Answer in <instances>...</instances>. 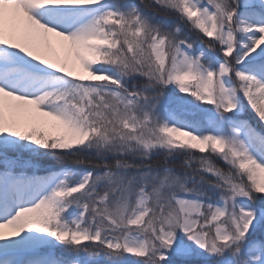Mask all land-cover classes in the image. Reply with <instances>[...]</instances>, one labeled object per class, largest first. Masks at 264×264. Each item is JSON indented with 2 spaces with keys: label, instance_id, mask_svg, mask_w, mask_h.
Returning <instances> with one entry per match:
<instances>
[{
  "label": "snow or ice",
  "instance_id": "snow-or-ice-1",
  "mask_svg": "<svg viewBox=\"0 0 264 264\" xmlns=\"http://www.w3.org/2000/svg\"><path fill=\"white\" fill-rule=\"evenodd\" d=\"M245 101L264 127V0H0V264H264Z\"/></svg>",
  "mask_w": 264,
  "mask_h": 264
},
{
  "label": "trees",
  "instance_id": "trees-1",
  "mask_svg": "<svg viewBox=\"0 0 264 264\" xmlns=\"http://www.w3.org/2000/svg\"><path fill=\"white\" fill-rule=\"evenodd\" d=\"M133 3H140V0H130ZM145 2H149V0H145ZM141 7H143V5H141ZM146 11H149V13H155L156 15V19L158 22L162 23V24H166V25H175V24H180L181 27L184 29V34L188 35L194 42L199 43V37L198 34L194 31H190L187 27V25L183 24V22H181L178 17L175 14H170V13H166L161 9H157V8H151V9H146ZM137 83H139V81H137ZM131 86V84H130ZM205 108H207L204 105ZM208 109V108H207ZM210 111H214V109H209ZM242 119H244L243 117H240ZM248 120V119H247ZM254 127L257 128V130L261 131L252 121H250ZM264 131V130H263ZM75 157H69L66 158L64 160H53L52 157H40L38 159V163L40 165V170L37 171V175H44L46 174L44 172V168L49 167L50 164H56L58 166H65V165H69L72 161V159H74ZM164 159L163 154H157L156 156L153 157L152 163L156 164L158 162H161ZM179 159L182 158H178L177 163L179 162ZM221 167H224L225 170L227 171V167L225 165H223L222 161H216ZM57 253H63L64 255H71V253L69 252V250L67 249H62V248H58ZM134 258H129V264H132ZM101 264H107L106 261H102ZM195 264V262H194ZM213 264H215V262H213Z\"/></svg>",
  "mask_w": 264,
  "mask_h": 264
},
{
  "label": "rangeland",
  "instance_id": "rangeland-1",
  "mask_svg": "<svg viewBox=\"0 0 264 264\" xmlns=\"http://www.w3.org/2000/svg\"><path fill=\"white\" fill-rule=\"evenodd\" d=\"M137 1V0H136ZM129 2L130 3H133V2H131L130 0H129ZM138 4H139V2H138ZM215 55H217V56H219L220 54H219V52H216L215 53ZM180 95H182V96H186V94H180ZM189 99H190V97H189ZM245 103V112H244V114H243V118L244 119H248L249 121H252L261 131H263L264 130V127H261V125L259 124V122H258V120H257V118L254 116V114L252 113V111L247 107V103H246V101L244 102ZM207 108H208V110L209 109H213L212 108V106L211 105H205ZM210 111V110H209ZM223 163V162H222ZM227 167V166H226ZM261 233H260V230L258 229L257 230V232L254 234L255 236H259Z\"/></svg>",
  "mask_w": 264,
  "mask_h": 264
}]
</instances>
